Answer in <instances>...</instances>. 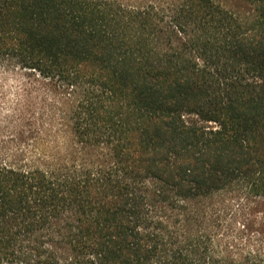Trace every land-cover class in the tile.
<instances>
[{
    "label": "trees",
    "instance_id": "obj_1",
    "mask_svg": "<svg viewBox=\"0 0 264 264\" xmlns=\"http://www.w3.org/2000/svg\"><path fill=\"white\" fill-rule=\"evenodd\" d=\"M0 264H264V0H0Z\"/></svg>",
    "mask_w": 264,
    "mask_h": 264
}]
</instances>
